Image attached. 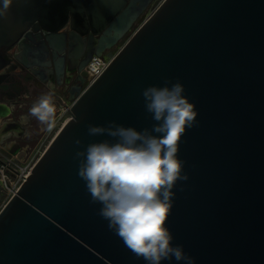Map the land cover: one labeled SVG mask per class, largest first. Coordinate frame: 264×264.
Here are the masks:
<instances>
[{
    "label": "water",
    "instance_id": "95a60500",
    "mask_svg": "<svg viewBox=\"0 0 264 264\" xmlns=\"http://www.w3.org/2000/svg\"><path fill=\"white\" fill-rule=\"evenodd\" d=\"M153 1L13 0L0 18V70L15 44L9 71L19 66L39 79L55 66L50 52L73 39L101 55ZM39 29L45 34L34 36ZM9 75L0 73V88ZM166 79L184 85L198 112L179 146L189 178L173 189V245L195 264H264V0H164L143 19L103 74L71 94L70 119L1 208L0 264H147L98 215L102 205L90 203L74 157L111 139L90 136L89 124L151 130L142 92Z\"/></svg>",
    "mask_w": 264,
    "mask_h": 264
},
{
    "label": "clouds",
    "instance_id": "9594fccd",
    "mask_svg": "<svg viewBox=\"0 0 264 264\" xmlns=\"http://www.w3.org/2000/svg\"><path fill=\"white\" fill-rule=\"evenodd\" d=\"M12 4L13 0L0 2V18L9 16ZM184 92L182 83L167 79L163 87L145 88V108L156 122L151 130L137 131L115 121L107 126L89 124L90 136L111 139L89 143L74 157L79 160L78 176L85 181L90 203L102 205L98 215L108 221V228L133 256L147 264L173 259L178 264H195L183 245H173L174 237L166 226L173 189L178 181L189 178L183 174L185 162L178 158L181 137L198 123L195 104ZM55 115L54 90L42 94L29 109V116L48 132L55 126Z\"/></svg>",
    "mask_w": 264,
    "mask_h": 264
},
{
    "label": "flooded vegetation",
    "instance_id": "af4514ba",
    "mask_svg": "<svg viewBox=\"0 0 264 264\" xmlns=\"http://www.w3.org/2000/svg\"><path fill=\"white\" fill-rule=\"evenodd\" d=\"M61 30L70 33L68 26ZM32 32L34 36L38 33L39 35L45 34V31L41 29ZM83 40H86L85 37ZM81 43L83 42L74 39L71 45L67 42L65 50L61 53L55 52V57L50 52L48 60L55 66L42 69L43 79H39L29 70L44 93L54 90L56 115L59 111L57 104L59 98L70 100L72 93L76 96L78 88L81 92L86 89L87 79L84 68L93 53L87 41L84 44ZM17 51L19 48L15 44L4 52L6 64L1 69L2 73L10 75L5 77L2 81L3 87L0 88V149L5 155L12 156L18 161V159L24 160L27 157L45 131L34 117L29 116V109L37 101L34 95L20 98L26 88H22L16 81V76H18L16 73L18 70L21 72L28 70L17 66L9 71L15 64L13 56ZM3 103H7V107ZM25 117L27 119H24Z\"/></svg>",
    "mask_w": 264,
    "mask_h": 264
},
{
    "label": "built area",
    "instance_id": "2783aa9c",
    "mask_svg": "<svg viewBox=\"0 0 264 264\" xmlns=\"http://www.w3.org/2000/svg\"><path fill=\"white\" fill-rule=\"evenodd\" d=\"M150 7L151 4L147 9ZM114 55H109L108 51L101 55L92 54L84 68L87 79L86 88L103 74ZM93 65L95 66L94 70ZM57 104L59 111L55 116L54 128L51 132L43 133L24 160L17 161L14 157L5 155L0 149V210L29 176L37 159L48 147L63 122L71 117L69 111L73 101L59 98Z\"/></svg>",
    "mask_w": 264,
    "mask_h": 264
},
{
    "label": "rangeland",
    "instance_id": "374dc122",
    "mask_svg": "<svg viewBox=\"0 0 264 264\" xmlns=\"http://www.w3.org/2000/svg\"><path fill=\"white\" fill-rule=\"evenodd\" d=\"M164 0H154L152 3H151V7L149 9H147L144 14L139 18V20L137 21V24L136 26L133 27V29L115 46L113 47L112 49H110L108 51V54L110 55H114L116 54L119 49L121 48V46L130 38V36L136 31V29H138L139 27V24L142 22L143 19H146L148 17H150L154 11L161 5V3L163 2ZM31 89H35V88H30L28 87L27 90L30 91ZM44 94V90L43 89H39V90H34V91H31L29 93V96L30 95H34L35 99H39V97ZM43 135V134H42ZM41 135V136H42ZM41 138V137H40ZM39 141V140H38Z\"/></svg>",
    "mask_w": 264,
    "mask_h": 264
},
{
    "label": "crops",
    "instance_id": "0c3cea01",
    "mask_svg": "<svg viewBox=\"0 0 264 264\" xmlns=\"http://www.w3.org/2000/svg\"><path fill=\"white\" fill-rule=\"evenodd\" d=\"M6 61V60H5ZM3 70L0 71V73H2ZM18 76H16V81L20 83V86L22 88H26V91H24L22 94H21V97L20 98H23V97H28L29 96V93L31 91H34V90H39L41 89L38 84H37V81L36 79L33 78V76L31 75V72L28 70L27 72H21V71H17ZM27 76H30L31 79L30 80H27L26 77ZM30 87V88H35V89H31L30 91L27 90V88ZM3 105L5 107H7V103H3Z\"/></svg>",
    "mask_w": 264,
    "mask_h": 264
},
{
    "label": "bare ground",
    "instance_id": "6f19581e",
    "mask_svg": "<svg viewBox=\"0 0 264 264\" xmlns=\"http://www.w3.org/2000/svg\"><path fill=\"white\" fill-rule=\"evenodd\" d=\"M26 79H27V80H30L31 77H30V76H27ZM69 119H70V118H68L67 120H65V121L63 122V124L61 125V127L59 128L58 131H60V129L66 124V122H67ZM58 131H57V133H58ZM57 133H56V134H57ZM53 138H54V137H53Z\"/></svg>",
    "mask_w": 264,
    "mask_h": 264
}]
</instances>
